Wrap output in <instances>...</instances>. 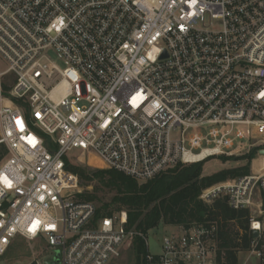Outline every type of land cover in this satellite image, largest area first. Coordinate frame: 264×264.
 Listing matches in <instances>:
<instances>
[{"label": "built area", "instance_id": "obj_1", "mask_svg": "<svg viewBox=\"0 0 264 264\" xmlns=\"http://www.w3.org/2000/svg\"><path fill=\"white\" fill-rule=\"evenodd\" d=\"M0 144V256L18 235L59 264L148 247L125 210L77 199L72 151L145 182L254 150L252 172L200 198L249 211L241 252L264 264V0H0ZM146 260L219 264L218 226H178Z\"/></svg>", "mask_w": 264, "mask_h": 264}, {"label": "trees", "instance_id": "obj_2", "mask_svg": "<svg viewBox=\"0 0 264 264\" xmlns=\"http://www.w3.org/2000/svg\"><path fill=\"white\" fill-rule=\"evenodd\" d=\"M8 149L0 144V164L6 159ZM253 150L237 159L246 160L240 166L222 169L211 175H203V163L177 165L156 177L140 182L114 170L73 165L65 157L67 168L79 178V184L87 187L93 181L102 189L114 192L109 201L98 199L96 218L112 216L125 210L126 229L147 235L159 225L184 226L214 222L218 226L219 264H239V254L248 248L251 240L249 211L232 208L226 198L215 199L209 204L200 199L202 190L233 176L250 173ZM225 157L226 156H222ZM100 188L96 187V191ZM80 201L97 200L96 193L77 195ZM132 248L136 264H147L148 247L139 234L133 238Z\"/></svg>", "mask_w": 264, "mask_h": 264}, {"label": "rangeland", "instance_id": "obj_3", "mask_svg": "<svg viewBox=\"0 0 264 264\" xmlns=\"http://www.w3.org/2000/svg\"><path fill=\"white\" fill-rule=\"evenodd\" d=\"M221 26V23L219 21H216V27L219 28ZM52 59L54 62H56L61 68H65L66 64L64 61L60 60L57 56L54 54H51ZM243 157V155H231L225 157H219V158H212L208 161H205L203 163V175H211L215 172H218L222 169H228L236 166L243 165L246 163V160L243 159H237ZM67 158L69 162L73 165H82V166H90V167H96V164H99L100 161L96 159L95 157L91 155H82L78 151H72L67 155ZM251 159L250 161V172L255 169L254 166H256V162L254 163ZM93 164H91V163ZM259 162V161H258ZM241 176H233L228 179L222 180L220 182H217L209 187H206L202 190L201 193L209 192L210 189L213 188V186L224 183L227 180L230 179H236ZM99 183L97 181L91 182V184L87 187L81 186L79 184V178H78V188L76 193L77 195L83 194V193H96L97 200H94V203H96L97 206H99L98 199H101L102 201H109L114 195V192L109 191L108 189H102L101 186H98ZM96 187L100 188L96 191ZM201 195V194H200ZM206 197V196H205ZM201 199V198H200ZM205 202V200H203ZM214 200L211 202L213 203ZM207 203V202H206ZM209 203V204H211ZM176 227L172 226H166L164 224L159 225L156 229L150 230L147 234V240H148V249L151 253H159L160 252V242L162 237L165 234L171 233L172 230H174ZM19 240L21 239V245L16 246L14 243L10 245V248L6 252L5 255L0 256V264H42L44 261L48 260L50 257H53L55 254H52V252L48 249L47 250V244L45 242L41 241H28L24 238L17 237ZM59 259V257H58ZM255 257L251 256L247 252H241L239 255V264H257ZM137 259L136 255L134 253V250L131 246H124L121 250L120 256L113 259L109 264H136Z\"/></svg>", "mask_w": 264, "mask_h": 264}, {"label": "water", "instance_id": "obj_4", "mask_svg": "<svg viewBox=\"0 0 264 264\" xmlns=\"http://www.w3.org/2000/svg\"><path fill=\"white\" fill-rule=\"evenodd\" d=\"M164 55H166V53H164ZM261 153L264 154V150H262ZM257 235H258V232H257L256 230H254V231H253V236H254V237H257ZM58 256H59V253L57 252V253H56V256H55L53 259H51V260H46V261H44L42 264H59Z\"/></svg>", "mask_w": 264, "mask_h": 264}, {"label": "crops", "instance_id": "obj_5", "mask_svg": "<svg viewBox=\"0 0 264 264\" xmlns=\"http://www.w3.org/2000/svg\"><path fill=\"white\" fill-rule=\"evenodd\" d=\"M100 164V163H99ZM178 227V226H177ZM17 237H21V238H24V237H22V236H20V235H18V236H16L13 240H12V243H14L16 246H20L21 245V242H22V240L20 239H18ZM24 239H26V238H24ZM26 240H28V239H26ZM28 241H33V240H28ZM35 241H37V240H35ZM11 243V244H12ZM10 248V247H9ZM49 260V259H48ZM31 263V262H30ZM30 263H28V264H30Z\"/></svg>", "mask_w": 264, "mask_h": 264}]
</instances>
